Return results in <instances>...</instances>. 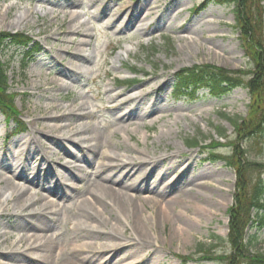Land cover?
Instances as JSON below:
<instances>
[{
    "label": "rangeland",
    "instance_id": "374dc122",
    "mask_svg": "<svg viewBox=\"0 0 264 264\" xmlns=\"http://www.w3.org/2000/svg\"><path fill=\"white\" fill-rule=\"evenodd\" d=\"M62 1L71 0H0V31L25 32L39 43V51L30 55L21 47L5 45L0 49V59L8 64L10 90L18 94L15 104L27 125L24 133L12 135L14 124H7L0 113V156L8 145L14 152L21 151L23 158L0 160L2 166L24 160V175L31 178L37 170L42 177L41 185L29 187L27 205L34 203L31 208L40 209L44 202L40 199L45 198L53 203L52 213L48 212L49 228L34 234L21 227L16 220L19 210L13 209L16 202L5 201L12 192L1 183L10 173L0 166V252L33 255L39 253L37 245L51 238L58 247L49 264H64L73 252L71 248L83 245L89 247L87 251L75 249L81 258H97L99 251L111 255L108 262L101 260L102 255L95 264H182L177 257L180 255L191 257L186 264H222L204 259L202 250L211 248L216 255L230 250L226 241L214 235L227 236L235 171L223 160L208 157L210 151L231 155L228 141L235 138L231 119L246 116L249 92L239 86L217 98L202 89L190 100L175 99L173 91L175 71L186 66L209 63L231 70L251 67L235 28L233 6L209 2L195 12L205 0H76L69 7L62 6ZM123 6L129 8L119 15ZM135 12L134 21L121 28L127 15ZM61 23L64 29H79L81 33L58 36ZM67 52L78 54L76 64L67 65L71 58ZM63 65L78 76L71 81L49 74ZM52 80L57 81L55 89L39 86ZM133 80L136 83L126 85ZM117 94L119 100L135 97L122 105V111L137 106L148 112L122 126L113 98ZM61 113L63 118L53 119ZM54 124L65 127L50 134L60 144L48 143L46 137L47 126ZM94 130L104 132L109 141L95 143L91 138ZM219 130L227 138L220 137ZM212 140L223 146L207 147ZM239 145L246 159L264 161V137L242 139ZM88 148L93 149L87 152ZM66 149L89 153V162L71 158ZM162 156L168 158L151 161ZM135 161L150 170L141 192L124 190L146 202L141 208L142 231L134 228L133 217L112 207L110 200V206L105 203L108 211L96 206L90 210V221L79 222L76 214L85 208L81 199H92L88 194L81 197V192L98 172L111 173L113 166ZM63 170L70 172L59 175ZM253 175L264 179L263 171ZM16 182L22 185V181ZM57 185L72 190L66 197L49 196L44 188ZM168 185L166 195H162V188ZM190 192L194 195H188ZM169 202L173 203L172 210ZM167 211L171 216L165 218ZM254 232L251 229L248 234ZM105 236L117 245L102 248L109 240ZM257 238L253 250L264 252V229ZM60 247H64L62 252ZM4 262L16 264L13 259Z\"/></svg>",
    "mask_w": 264,
    "mask_h": 264
},
{
    "label": "trees",
    "instance_id": "16d2710c",
    "mask_svg": "<svg viewBox=\"0 0 264 264\" xmlns=\"http://www.w3.org/2000/svg\"><path fill=\"white\" fill-rule=\"evenodd\" d=\"M208 1L233 5L235 28L240 34L251 67L246 70H231L205 63L184 67L175 73L178 95L193 97L196 91L206 88L212 96L220 97L238 86H244L248 89L250 98L246 116L231 119L235 132V138L228 141L233 149L231 155L225 157L211 151L209 156L213 161L228 158L226 160L236 172L234 203L228 209L227 237L223 239L214 235V238L226 241L230 250L219 255L213 254L211 248L203 249L202 252L206 254L204 259L218 260L222 264H264V252L253 250V245L258 240L257 234L264 228V179L261 175L253 174L259 170L264 172V161L246 159L245 150L239 145L242 139L264 137V5L262 0ZM34 44L32 37L25 32L0 31V49L11 45L35 50ZM7 70L8 64L0 59V111L7 121H14L17 132H22L26 127L15 104L18 94L10 90ZM219 136L227 138L222 130ZM191 143L198 145L197 140H192ZM208 146L217 149L223 144L212 140ZM251 229H255V232L249 235ZM199 246L201 248L203 245ZM178 258L183 264L191 260L190 256L180 255Z\"/></svg>",
    "mask_w": 264,
    "mask_h": 264
},
{
    "label": "bare ground",
    "instance_id": "6f19581e",
    "mask_svg": "<svg viewBox=\"0 0 264 264\" xmlns=\"http://www.w3.org/2000/svg\"><path fill=\"white\" fill-rule=\"evenodd\" d=\"M77 1L76 0H71L70 2L68 1H62L61 5L64 7H69L71 5H74ZM129 7L128 6H123L122 9H120V13L119 15L122 14V12L124 13ZM136 12L133 13V15H127L126 19L122 22V26L121 28L125 27L127 24H130L131 22L134 21V19L136 18ZM65 24L61 23L60 24V28L59 31L57 32V35H67V34H71V33H75V34H80L81 31L79 29H75V30H68V29H64ZM69 29H72L71 27H69ZM73 39V38H72ZM73 42V40H72ZM84 41L81 40L80 43H83ZM68 55H70V60L68 61L67 65H72V64H76L77 60H75V56L78 57V54H69L67 52ZM81 58H83L84 56L80 55ZM78 59V58H77ZM73 60L75 62H73ZM50 75L52 76H59L61 78L64 79H68V80H73L75 77H77L78 75L76 74V72L71 68V67H67L64 66L59 68L58 70H51ZM55 83V84H54ZM62 83L64 84V80H62ZM39 86H47L45 88H49V89H55L58 85H57V81L56 80H52V81H43V83ZM40 88V87H39ZM146 94H149V92H147ZM120 96V94H117L116 96H114L113 98H115V105H116V110L118 113V121L119 123H122L124 125H128L130 123V121L133 120V118H140V117H144V114H146L148 111L146 109H144V111H140V107L134 106L133 108L131 107L130 110L128 111H122L121 107L122 105L125 104H129L131 102H133V100L135 99L134 96L129 95L128 97L122 98V99H117V97ZM152 105L153 103H151V105L148 107V110L152 109ZM113 106L110 105L109 108H112ZM49 109L54 108V109H58V107H53V106H49ZM48 108H46L45 110V115H47L48 112ZM59 110V109H58ZM60 111V110H59ZM65 114H60L59 116H55L53 117V119L57 120L59 119V117L63 118ZM80 115V114H79ZM83 115V114H81ZM48 117V116H47ZM59 124H54L52 127L51 126H47L48 128H50L46 134V137L50 140L48 141V143H62L59 139L55 138L54 136L50 135V134H54V131H58L62 128L65 127H58ZM63 136V135H62ZM66 138H69L67 136H65ZM107 135L102 132V131H98V130H94L91 133V138L93 141H95V143L97 144H103L106 142L107 140ZM71 139V138H69ZM69 139H66V141H69V143H73L72 141L70 142ZM53 141V142H51ZM109 141V140H107ZM6 149H4L1 152V156L0 159L3 161L4 158L9 159L11 158L12 160H21L22 158V154L21 151L16 150L15 152L10 149V147L8 145L5 146ZM46 149V147L44 148ZM93 148H88L86 151L90 152L92 151ZM65 151L67 154L69 153V156L71 158H74L75 160H79L80 162H89L90 160V155L89 153H85V152H81V153H76L74 150H68ZM76 153V154H75ZM167 156H162L159 159H152V162L155 161H159V160H165ZM168 158V157H167ZM0 160V166L2 167V169L8 171L10 173L9 177H6L5 179H3L1 181V183L5 184V187L7 188V190H10L12 193L10 195V198L5 199V201H9L10 199H13L16 203L15 206H13V209L15 211L19 210V213L16 214V220L19 222V224H21V227L26 228V229H30L32 230V232L34 234H36L37 231H44L47 228L50 227L49 224V220H50V216L48 214V212L51 210L53 203L52 201H46L45 199H40V202H43V207L39 208H31L32 205H27V202L31 199L29 195H27V191L29 189L30 186H35L36 184L41 185L42 183V177L37 173L38 171L36 170L34 172V176H32L31 178L27 177L25 174L26 169H24V160L20 161L18 163V165H4L2 166V162ZM145 163H150V162H145ZM141 162L140 161H135V162H129V163H125L123 165H115L114 167V171L111 173H107V171H102L100 170V172H98L97 174V178L94 179V181L91 183V185L89 187H87V189L85 190V192H81L83 197L85 194H88L92 199L91 201H89L90 199L83 197L81 199V203H83L85 205V208L83 207L82 209L79 210V212L76 214L77 215V220L79 222H87L91 220L90 217V210H94L96 208V206H100L102 208V211H108V208L106 207L107 205L110 206L108 204V200H110V204L112 207H117L121 210H125L126 214L129 217H133V226L135 229H137V231H142L143 228V217L141 214V208L146 207V202L143 201L140 197L138 199L132 198L130 197L126 192H124V190H128V191H133L135 193L137 192H141V190L144 188V184H145V180L146 177L148 175V172L150 170H145L141 168ZM76 167H73V169ZM28 170V167H27ZM115 170H118V173H116ZM25 171V172H24ZM66 172H70V171H66L63 170L61 171V173H59V175L61 174H66ZM72 173V172H71ZM73 177L75 175V173L73 174ZM2 177V175L0 174V178ZM44 179V178H43ZM16 180L18 181H22V185H20L18 182H16ZM115 186L117 188H115ZM170 186H165L164 188H162L161 193L162 195H166L165 192L166 190L169 188ZM45 191L48 193L49 196L52 197H66L68 196V194L70 193V191L72 190L69 187L66 186H55L53 188L51 187H45L44 188ZM26 195V196H23ZM188 195L193 196L194 194L192 192H190ZM139 200V201H138ZM89 201V202H87ZM37 202V201H36ZM104 202V203H103ZM141 203V207L137 204ZM107 205H106V204ZM169 206V210H172L173 207V203L169 202L168 204ZM96 210V209H95ZM50 213H52L50 211ZM2 215V214H0ZM53 215H55V213L53 212ZM165 218H168L171 216V212L169 213V211H167L164 214ZM98 227V226H96ZM176 233L179 234V231H175ZM79 236H75V239H79L77 238ZM106 237V236H105ZM105 239H109V237H106ZM114 239H109L106 240V242L104 244H102V248H107L110 249L111 246H115L117 245V242L113 241ZM21 241V240H20ZM109 242H112V245H109ZM87 244V243H85ZM58 245L57 243L52 240L51 238H45V241L41 242L39 245H37L35 247V249H37L39 251V253H34L32 252L31 254L33 255H28V254H24V253H20L19 251H9V252H4L1 251L0 252V264H5L4 260H12L16 262V264H49L50 260L54 257V255H56V249H57ZM89 247H87V245H83L80 247H73L71 248V250L73 251L71 255H69V257H67L64 260V264H82V262H80L81 260H84L85 263L87 264H95L97 263V258L101 257V260L104 262H108V260L111 258V255L109 256H105V251L102 253L101 251H99L98 253V257H90L89 259H85V258H81L82 256L78 254V252H75V249H79V250H84L87 251ZM64 250V247H60L59 251L62 252ZM81 256V257H80ZM99 264V263H98Z\"/></svg>",
    "mask_w": 264,
    "mask_h": 264
}]
</instances>
